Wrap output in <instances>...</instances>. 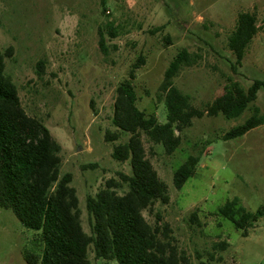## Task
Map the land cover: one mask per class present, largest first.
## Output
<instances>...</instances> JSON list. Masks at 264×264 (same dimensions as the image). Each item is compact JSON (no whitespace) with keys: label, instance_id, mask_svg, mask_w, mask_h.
I'll return each mask as SVG.
<instances>
[{"label":"rangeland","instance_id":"rangeland-1","mask_svg":"<svg viewBox=\"0 0 264 264\" xmlns=\"http://www.w3.org/2000/svg\"><path fill=\"white\" fill-rule=\"evenodd\" d=\"M242 13L257 17L259 33L234 71L236 58L228 40ZM100 32L105 35L106 55ZM10 49L6 74L17 86L26 113L44 123L62 146L61 175L73 177L82 226L91 236L88 197H95L110 180L121 181L120 174H132L129 162L112 158L114 147L129 136L114 143L105 140L108 132H116L112 120L119 86L143 58L134 77L138 107L165 124L167 111L158 99L159 88L182 50L194 55L197 63L181 71L175 86L198 109L222 96L229 81L245 90L254 81L264 82V0H0V51ZM255 108L264 115V89L235 120L222 115L193 120L171 156L142 136L147 158L170 195L168 205L158 203L143 215L154 228L167 225L173 244L192 264L211 254L216 264H264V215L248 237L214 215L233 199L254 214L264 208V126L236 140L223 139L251 118ZM200 153L195 176L177 190L175 172ZM118 192L124 195L127 187ZM193 213L201 227L192 223ZM158 216L163 219L159 225ZM36 235L11 211L0 209V264H27V253H39ZM224 242L228 249L215 252L214 245ZM89 260L115 264L97 260L93 246Z\"/></svg>","mask_w":264,"mask_h":264},{"label":"trees","instance_id":"trees-1","mask_svg":"<svg viewBox=\"0 0 264 264\" xmlns=\"http://www.w3.org/2000/svg\"><path fill=\"white\" fill-rule=\"evenodd\" d=\"M258 33L254 14L238 16L236 29L228 40V47L236 58L234 71L242 66ZM110 34L116 37L112 25ZM99 44L106 55L103 32H100ZM7 57H12L11 49L7 53L0 51V209L11 211L26 229L37 234L39 253H27L26 263L91 264L89 249L93 246L96 259L108 263L192 264L173 244L168 226L154 228L143 215L158 203L168 205L170 195L168 186L147 158L142 136L146 135L154 145L163 146L165 153L171 156L180 148L181 134L193 126V120L220 115L226 120L241 117L257 101L264 82L254 81L245 90L238 82L229 81L222 96L204 110L198 109L192 105L191 98L175 86L181 71L197 63L194 55L182 50L170 63L159 88L158 99L164 102L167 111V122L160 124L155 114L147 115L138 107L134 77L145 62L140 59V65L133 67L131 78L117 89L112 120L116 132H108L105 138L107 143H114L122 136H129L127 142L114 147L112 158L119 163L129 162L132 174H120L121 181L110 180L95 197H88L87 208L93 218L89 236L82 226L77 191L71 186L73 177L61 175L62 146L44 123L24 110L18 88L6 74ZM261 126H264V115L255 108L251 118L229 131L223 139L242 138ZM201 155L190 156L175 172L173 182L177 190L195 176ZM124 187L127 192L120 195L118 190ZM214 215L228 220L243 237H248L264 215V208L254 214L239 199H233ZM158 218L159 225L163 219ZM191 221L201 227L197 213L191 215ZM228 247L224 242L215 244L213 249L225 252ZM217 260L216 255L211 254L207 259L199 258V264H216Z\"/></svg>","mask_w":264,"mask_h":264}]
</instances>
